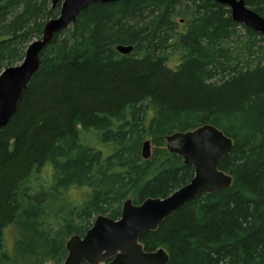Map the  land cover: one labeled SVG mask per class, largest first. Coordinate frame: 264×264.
<instances>
[{"label":"trees","instance_id":"trees-1","mask_svg":"<svg viewBox=\"0 0 264 264\" xmlns=\"http://www.w3.org/2000/svg\"><path fill=\"white\" fill-rule=\"evenodd\" d=\"M244 3L264 18V0ZM58 13L51 0H0V72ZM40 61L0 129V264L30 249L62 264L66 241L96 216L118 219L127 199L189 183L194 169L165 138L207 124L233 141L219 165L230 187L184 204L139 242L163 248L167 264H264V38L211 0H121L90 4Z\"/></svg>","mask_w":264,"mask_h":264},{"label":"water","instance_id":"water-1","mask_svg":"<svg viewBox=\"0 0 264 264\" xmlns=\"http://www.w3.org/2000/svg\"><path fill=\"white\" fill-rule=\"evenodd\" d=\"M121 0H51L59 5L56 18L45 23L39 39L29 43L22 61L0 72V129L16 113L32 75L40 67V53L62 30L73 25L80 13L90 4ZM226 6L231 19L264 38V18L246 7L244 0H211ZM131 46H118L117 52L126 55ZM233 141L212 125H203L185 133L176 132L165 138V148L194 169L189 183L163 198H147L138 205L123 202L118 219L98 215L82 236L74 235L65 243L66 257L62 264H167L163 248L147 252L139 240L156 230L164 218L200 195L228 189L230 176L219 170L223 156ZM142 158L151 156V144L144 141Z\"/></svg>","mask_w":264,"mask_h":264},{"label":"rangeland","instance_id":"rangeland-1","mask_svg":"<svg viewBox=\"0 0 264 264\" xmlns=\"http://www.w3.org/2000/svg\"><path fill=\"white\" fill-rule=\"evenodd\" d=\"M151 149H152V146H151ZM41 182L43 183V180ZM82 192L83 191L74 190L71 192L69 197L72 198L75 194H81ZM16 227L9 228L4 233L5 244H6L8 252L11 255L13 254V246L15 244L13 242L19 234L16 231L17 229ZM48 260L49 259L47 256L40 254V250L30 249L28 253H26L22 257L14 256L13 259L10 261V264H52Z\"/></svg>","mask_w":264,"mask_h":264}]
</instances>
